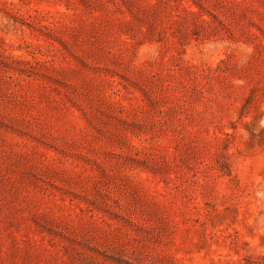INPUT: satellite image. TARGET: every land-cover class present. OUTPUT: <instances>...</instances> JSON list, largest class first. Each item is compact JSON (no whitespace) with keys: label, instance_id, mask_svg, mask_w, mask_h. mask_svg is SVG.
Listing matches in <instances>:
<instances>
[{"label":"rangeland","instance_id":"obj_1","mask_svg":"<svg viewBox=\"0 0 264 264\" xmlns=\"http://www.w3.org/2000/svg\"><path fill=\"white\" fill-rule=\"evenodd\" d=\"M264 0H0V264H264Z\"/></svg>","mask_w":264,"mask_h":264},{"label":"clouds","instance_id":"obj_2","mask_svg":"<svg viewBox=\"0 0 264 264\" xmlns=\"http://www.w3.org/2000/svg\"><path fill=\"white\" fill-rule=\"evenodd\" d=\"M261 126H264V119L260 121Z\"/></svg>","mask_w":264,"mask_h":264}]
</instances>
